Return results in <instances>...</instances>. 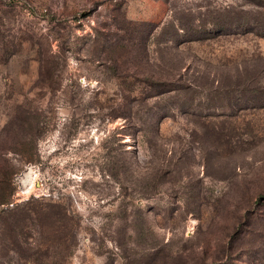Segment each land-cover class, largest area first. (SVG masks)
I'll return each mask as SVG.
<instances>
[{
  "label": "rangeland",
  "instance_id": "374dc122",
  "mask_svg": "<svg viewBox=\"0 0 264 264\" xmlns=\"http://www.w3.org/2000/svg\"><path fill=\"white\" fill-rule=\"evenodd\" d=\"M4 197L0 264H264V0H0Z\"/></svg>",
  "mask_w": 264,
  "mask_h": 264
},
{
  "label": "trees",
  "instance_id": "16d2710c",
  "mask_svg": "<svg viewBox=\"0 0 264 264\" xmlns=\"http://www.w3.org/2000/svg\"><path fill=\"white\" fill-rule=\"evenodd\" d=\"M153 83V82H152ZM168 82L167 81H164V82H154V85L156 86H162L163 84H167ZM8 200V197H4V198H1L0 199V202L4 203V202H7Z\"/></svg>",
  "mask_w": 264,
  "mask_h": 264
}]
</instances>
